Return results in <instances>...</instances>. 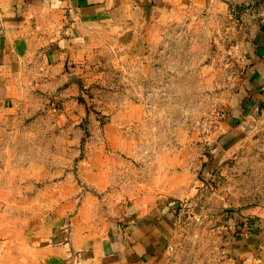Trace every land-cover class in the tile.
Instances as JSON below:
<instances>
[{"label": "crops", "instance_id": "obj_1", "mask_svg": "<svg viewBox=\"0 0 264 264\" xmlns=\"http://www.w3.org/2000/svg\"><path fill=\"white\" fill-rule=\"evenodd\" d=\"M205 2L0 0V264H169L183 201L203 184L234 211L225 264H264V172L255 178L231 167L255 128L245 119L264 118L261 22L241 48L237 89L204 159L198 143L172 151L160 143L152 152L147 104L103 113L95 139L83 140L76 124L88 115L76 107V71L100 54L116 67L137 62ZM29 109L59 114V124L15 140ZM56 130V139L43 138Z\"/></svg>", "mask_w": 264, "mask_h": 264}, {"label": "rangeland", "instance_id": "obj_2", "mask_svg": "<svg viewBox=\"0 0 264 264\" xmlns=\"http://www.w3.org/2000/svg\"><path fill=\"white\" fill-rule=\"evenodd\" d=\"M263 8L264 0H206L171 24L137 62L116 67L110 54H100L76 71V107L88 113L76 118L83 140L95 139L92 131L105 122L103 113L142 103L153 109L147 123L152 131L144 139L152 152L160 143L170 151L184 142L198 143L204 159L221 136L224 106L242 72L241 48L253 25L261 22ZM19 123L24 133L13 138L28 141L39 136L37 127L58 125L59 114L51 119L29 109ZM245 123L255 128L247 133L244 147L234 151L237 162L231 167L256 178L264 172V164H257L264 157V118H246ZM50 135L56 139L59 133L47 132L43 138ZM198 189L183 201L169 264H225L234 211L215 201L214 186Z\"/></svg>", "mask_w": 264, "mask_h": 264}, {"label": "built area", "instance_id": "obj_3", "mask_svg": "<svg viewBox=\"0 0 264 264\" xmlns=\"http://www.w3.org/2000/svg\"><path fill=\"white\" fill-rule=\"evenodd\" d=\"M261 22H262V24L264 25V17L262 18Z\"/></svg>", "mask_w": 264, "mask_h": 264}, {"label": "trees", "instance_id": "obj_4", "mask_svg": "<svg viewBox=\"0 0 264 264\" xmlns=\"http://www.w3.org/2000/svg\"><path fill=\"white\" fill-rule=\"evenodd\" d=\"M264 27V26H263Z\"/></svg>", "mask_w": 264, "mask_h": 264}]
</instances>
